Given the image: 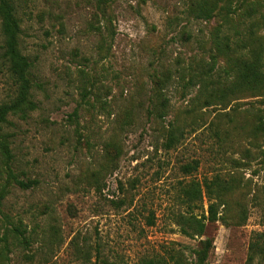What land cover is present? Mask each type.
<instances>
[{
  "label": "rangeland",
  "instance_id": "obj_1",
  "mask_svg": "<svg viewBox=\"0 0 264 264\" xmlns=\"http://www.w3.org/2000/svg\"><path fill=\"white\" fill-rule=\"evenodd\" d=\"M11 2L36 108L24 119L9 116L12 159L0 154V188L7 190L0 234L6 217L22 220L29 234L28 245L9 238V264H96L97 256L136 264L172 247L190 264L192 249L206 237L212 240L206 264H244L250 246L253 264H264V166L249 138L230 131L229 116L219 136L213 134L220 112L250 113L264 108V98L203 107L200 127L186 131L181 145L163 146L167 120L198 87L187 85L186 72L208 60L213 21L190 19V0ZM1 45L0 34V103L14 94ZM165 72L168 112L154 120L153 80ZM192 158L197 169L183 173L180 165ZM214 174L237 179L223 218L207 222L201 235L183 234L171 215L185 211L174 199L178 182ZM13 178L32 183L21 187ZM205 207L204 200L192 212ZM149 210L152 225L146 224Z\"/></svg>",
  "mask_w": 264,
  "mask_h": 264
},
{
  "label": "trees",
  "instance_id": "obj_2",
  "mask_svg": "<svg viewBox=\"0 0 264 264\" xmlns=\"http://www.w3.org/2000/svg\"><path fill=\"white\" fill-rule=\"evenodd\" d=\"M186 13L193 20L206 22L212 20L213 26L208 33V60L205 64L202 62L198 64L197 69L189 68L186 72L187 85L198 87L194 94L187 98L184 109L167 120L163 141L166 149L181 145L186 137V131L195 130L202 125L199 111L203 107L215 105L225 109L231 101L241 98L256 96L264 98V0H190ZM20 32L19 19L11 0H0L1 56L14 84L13 96L0 103V154L7 162L12 159L10 134L5 130L9 116L24 119L36 108L31 93L34 85L30 73L31 63L19 48ZM214 70H220L218 73L220 77H212ZM169 79L170 73L165 72L153 80L156 84L154 89L156 101L149 109V113L153 115L154 120H164L167 115L168 97L161 92ZM231 110L233 111L231 115L228 112L223 114L220 112L215 117L217 123L213 134L219 136V129L224 124L223 117L229 116L227 121L231 123L230 131L235 132L238 138H249L252 151L263 167L264 141L263 144L258 141L264 139V108L253 109L250 113L247 110V113L242 115L235 112V107ZM212 125L210 122L208 127L211 128ZM243 153L249 156L250 148H244ZM237 163L243 165L245 162ZM198 165V159L192 158L182 163L180 170L187 174L196 170ZM250 173L254 174L255 171L252 170ZM13 179L21 187H29L32 183ZM236 181L234 176L224 178L219 174L204 176L201 180L179 181L174 199L185 211L173 212L171 215L180 225V231L183 234L201 235L207 222L222 219L221 212L226 208L227 198L237 187ZM6 191V187L1 186L0 199ZM204 200L206 207L202 214L193 213V209L198 208L201 202L203 205ZM145 219L147 225L154 223L152 210L148 211ZM9 238L18 244L28 245L29 234L22 220L10 221L6 217V224L0 234V264H9L7 254ZM211 247L210 237L202 239L199 247L192 249L194 258L190 264H206ZM261 251L259 253L264 259V252ZM255 252L253 246H250L244 264H253ZM97 260L100 264H118L100 256H97ZM136 264H185V262L182 252L172 247L166 251V256H143Z\"/></svg>",
  "mask_w": 264,
  "mask_h": 264
}]
</instances>
